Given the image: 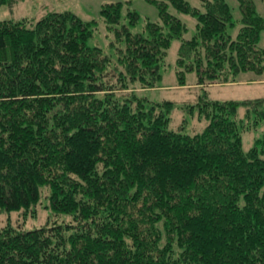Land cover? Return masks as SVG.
<instances>
[{"label": "trees", "instance_id": "16d2710c", "mask_svg": "<svg viewBox=\"0 0 264 264\" xmlns=\"http://www.w3.org/2000/svg\"><path fill=\"white\" fill-rule=\"evenodd\" d=\"M21 0H0V6ZM157 22L106 3L111 40L91 45L97 20L71 11L0 21V209L36 213L44 191L52 216L32 229L0 227V264H264V134L244 148L240 105L259 121L264 98L200 97L202 132L170 128L162 87L174 39L181 85L238 82L264 73V18L238 0H152ZM196 17V32L171 13ZM190 108H194L193 105Z\"/></svg>", "mask_w": 264, "mask_h": 264}, {"label": "rangeland", "instance_id": "374dc122", "mask_svg": "<svg viewBox=\"0 0 264 264\" xmlns=\"http://www.w3.org/2000/svg\"><path fill=\"white\" fill-rule=\"evenodd\" d=\"M194 7L201 8L200 0H188ZM232 11L235 24L230 28L229 33L236 37L243 25L242 13L238 0H225ZM257 12L264 18V0H253ZM122 2L125 6L132 8L140 15V21L135 31L144 28L147 21L157 22L159 20L158 6L152 0H21L14 5L0 6V21L14 20L19 21L24 18L38 19L46 15L49 11L63 12L71 11L83 20H97L98 30L94 38L91 39V45H100L107 48L111 40V33L107 31L106 25L101 18L102 5L106 3ZM170 11L178 16L187 26L188 31L185 34L186 39H190L196 32V17L187 13L178 12L174 6H170ZM181 40L174 39L168 51V56L163 69L161 81L162 87L156 89H146L139 91L141 96H146L155 102L171 100L182 107H178L172 113L170 128L178 130L181 124H185V131L193 135L202 132L207 126V121L200 117L199 101L200 97L206 92L208 98L219 101H245L248 99L264 98V73L257 75L253 72L240 73L238 82L226 85H210L204 89L198 85V76L196 72H189L185 77V84L181 85L176 73V62L178 58V49ZM260 46L264 48V31L261 34ZM193 105L194 108H190ZM245 105L238 108L237 117L243 120L245 127L244 148L249 149L254 145L257 137L264 134V119L259 121L253 115L248 113ZM48 191H44L42 201L37 207V212H28L26 214L7 212L0 209V227L8 224L17 226L22 224L26 229H32L44 225L52 216V212L47 207Z\"/></svg>", "mask_w": 264, "mask_h": 264}]
</instances>
